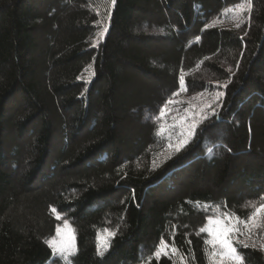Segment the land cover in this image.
I'll return each instance as SVG.
<instances>
[{
  "label": "trees",
  "instance_id": "1",
  "mask_svg": "<svg viewBox=\"0 0 264 264\" xmlns=\"http://www.w3.org/2000/svg\"><path fill=\"white\" fill-rule=\"evenodd\" d=\"M251 3L232 21L247 0H0V264H210L203 204L245 219L264 203V0ZM181 76L188 95L224 96L157 163ZM57 214L75 234L67 261L49 244ZM252 239L235 246L264 264ZM161 241L178 251L156 259Z\"/></svg>",
  "mask_w": 264,
  "mask_h": 264
},
{
  "label": "snow or ice",
  "instance_id": "2",
  "mask_svg": "<svg viewBox=\"0 0 264 264\" xmlns=\"http://www.w3.org/2000/svg\"><path fill=\"white\" fill-rule=\"evenodd\" d=\"M116 0H110V4L112 6L115 5ZM247 10L250 12L252 9L251 0H247ZM245 10V5H240L237 9L238 12H243ZM107 19L110 21L111 14H108ZM98 26L101 27V31L99 32L97 38V44L99 40L104 37V35L108 31V25L105 21H98ZM239 27V23L236 24ZM180 85L182 90H186L184 88V77H180ZM226 87V85H225ZM179 95V93H176ZM222 93L217 94V99ZM175 101L169 99L165 104L164 108L160 110L159 116L156 118L158 120L163 121L165 116L169 110V105H173ZM187 121V118H184ZM202 119H207V117H202ZM198 127V123H188L187 132L181 133V138L178 140L175 145V150L179 151L182 147L186 146L190 141L189 138L195 135L196 129ZM164 129L161 127V132ZM172 147V145H170ZM264 200V197L260 198ZM251 203L252 211L245 218L241 219L236 216L234 213L230 212H221V206H215V210L213 216L208 218V223L201 227L199 231L201 233L207 232L209 238L205 241V243L209 246L208 255L210 259V264H245V258L238 251V248L235 243H238L240 246L244 248L252 247L256 248L257 245L255 243L249 244L246 241L251 240L254 235V229L264 228V203L259 204L258 206L255 203ZM55 212V209H53ZM59 218V216H58ZM227 221V222H225ZM65 234H61V229L57 228V239L49 241L50 246L53 248L54 252L63 260L67 261L68 257L73 255L75 252V237L72 235L71 229L69 228L67 222L64 225ZM107 233L106 236H102V243L98 247L97 254L100 256L104 255V252L111 247L110 238L115 235L114 232H111L107 229L104 230ZM244 236L245 240H236L237 236ZM260 250L264 251V242L260 245ZM172 252H177L178 250L175 248L171 249ZM162 255H169V245L166 241H161L159 248L154 252V257L159 259ZM183 264V262H182Z\"/></svg>",
  "mask_w": 264,
  "mask_h": 264
},
{
  "label": "rangeland",
  "instance_id": "3",
  "mask_svg": "<svg viewBox=\"0 0 264 264\" xmlns=\"http://www.w3.org/2000/svg\"><path fill=\"white\" fill-rule=\"evenodd\" d=\"M243 5H245V10H247L246 4H243ZM239 7L240 6H238L236 9H231L229 15L231 16L232 21H234L235 19L238 20V18H240L242 13L245 11L244 10L243 12H238L237 9ZM222 20L225 21L224 19ZM217 85L218 86L213 91H206V92L198 93L196 95L195 94L188 95L186 94V90H182L181 88L179 91V95H176L175 98L172 99L173 101H175V103L173 105H169V110L165 116V119L163 121L160 120L159 122L160 126L158 130V136L161 141L160 147H161L162 141L164 145H162L161 149H159L155 153L156 154L155 159L157 163L158 162L160 163L168 159L169 157H171L173 154L177 152L175 150V145L177 144L178 140L181 138V133L186 134L188 123L195 122V123H198V126H199L200 123H202V121L204 120L202 119V117H205V116L209 117L213 113L217 112L216 109L219 108L218 107L219 103L221 102L224 96L223 89L220 88L219 86L221 84L219 83ZM219 93H222L223 95H220L219 98L217 99V94ZM185 117L187 118V121H185L184 119ZM161 127H163L164 129L163 132H161ZM192 138L193 137L189 138V141ZM21 145H22V150H20L17 157H19V159L22 161V164H21L22 166L18 170L17 177L21 176L24 172H26L28 164H26L25 161L28 159V151H30L33 146L32 143H24V144L21 143ZM170 145H172V147H170ZM8 148L9 150H11L13 148L12 144H10ZM58 174L65 175V173H62V172L53 175V179L50 178V180L49 179L46 180V182L43 184L44 185L43 189L47 191V182L51 183L52 180H55L56 178L58 179L59 177H61V176H58ZM38 189H41V188H38ZM215 206L217 205L203 204V207H205L208 210V213H210L211 216H213ZM220 211L223 212L221 207H220ZM58 216H59L60 222L57 228L61 229V234L62 235L65 234L64 225H65V222H67L69 228L71 229L72 235H74L75 237V234L73 232L72 226L70 225L69 221L67 219H64V217L61 214H57V218ZM257 230L259 229H254V235L252 238L258 240L260 243L264 242V228H261V234L258 237L256 236V233L258 232ZM106 235L107 233H105L104 230H101V232L99 233V241H100L99 244L100 245L102 243L101 237L106 236ZM56 239H57V231H56L55 236H53L50 239V241L56 240ZM236 240L237 241L245 240V237L242 235L237 236ZM247 241L253 242V239L247 240ZM169 252H171V248H169Z\"/></svg>",
  "mask_w": 264,
  "mask_h": 264
}]
</instances>
